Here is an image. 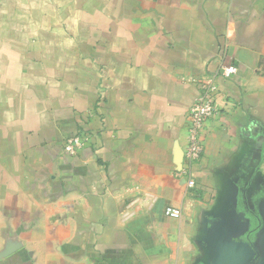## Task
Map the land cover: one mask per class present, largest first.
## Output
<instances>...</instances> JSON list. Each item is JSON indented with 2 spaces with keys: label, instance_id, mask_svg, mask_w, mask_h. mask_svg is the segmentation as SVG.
Returning <instances> with one entry per match:
<instances>
[{
  "label": "crops",
  "instance_id": "obj_1",
  "mask_svg": "<svg viewBox=\"0 0 264 264\" xmlns=\"http://www.w3.org/2000/svg\"><path fill=\"white\" fill-rule=\"evenodd\" d=\"M0 264H264V0H0Z\"/></svg>",
  "mask_w": 264,
  "mask_h": 264
},
{
  "label": "built area",
  "instance_id": "obj_2",
  "mask_svg": "<svg viewBox=\"0 0 264 264\" xmlns=\"http://www.w3.org/2000/svg\"><path fill=\"white\" fill-rule=\"evenodd\" d=\"M237 67L227 66L222 67L221 73L225 77H230L237 72ZM219 87L214 79H206L201 86V92L196 97L194 103L190 107V122H189V147L187 151V159L189 162L197 161L203 153L202 143L200 141V132L203 124L214 117L219 112ZM89 138L85 134H78L66 140L64 149L68 153H76ZM189 185H195V179L190 178ZM165 214L179 218L182 214L179 208L167 207Z\"/></svg>",
  "mask_w": 264,
  "mask_h": 264
}]
</instances>
